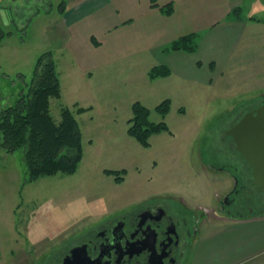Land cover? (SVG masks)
<instances>
[{"label": "rangeland", "instance_id": "1", "mask_svg": "<svg viewBox=\"0 0 264 264\" xmlns=\"http://www.w3.org/2000/svg\"><path fill=\"white\" fill-rule=\"evenodd\" d=\"M81 1L97 13L84 17L78 32L85 38L87 32L95 34L102 42L100 59L109 63L96 68L92 80L77 70L73 74L67 65L73 56L58 51L67 43L61 4ZM130 1L0 0V106L13 103L27 89L37 59L50 50L62 73V95L51 98L54 118L60 119L61 107L72 108L76 102L94 107L76 115L84 156L74 174L24 184L23 150L9 153L0 147V264H56L101 218L153 197L184 198L193 211H208L207 218H242L218 211L219 200L235 184L218 167L238 175L224 149L228 132L237 116L264 99V0H246L239 12L249 20L244 31L219 37L213 57L220 58L221 74L211 84L183 83L177 77L150 80L147 71L161 52L148 49L147 37L127 33L128 18H140L137 24H142L144 6V0ZM141 31L139 26L137 34ZM196 42L206 58L208 45L197 34ZM91 55L82 48L84 65ZM167 98L171 109L163 117L155 108ZM136 101L151 110V121H165L171 130L152 135L149 147L127 132ZM105 169H125L124 179L117 181ZM247 196L241 212L252 206L264 215V191ZM246 214L244 218L256 216ZM205 231L200 230L202 235Z\"/></svg>", "mask_w": 264, "mask_h": 264}, {"label": "crops", "instance_id": "2", "mask_svg": "<svg viewBox=\"0 0 264 264\" xmlns=\"http://www.w3.org/2000/svg\"><path fill=\"white\" fill-rule=\"evenodd\" d=\"M245 1L144 0L141 17L142 24H137L140 18L133 16L128 18L127 33L131 37L137 38L140 36L141 40L147 37L148 39L146 40L149 42L148 49H155L156 52H161L160 55L155 57V61L151 63L150 68L163 65L169 68L171 72L166 77L151 79L149 70L147 72L150 80L177 77L183 83L199 81L204 84H211L213 77L221 74L219 72L221 70L219 65L220 58L213 57V54L217 53L214 50L216 49L214 46L217 44L219 37L235 35L238 29L239 32L240 30L244 31L243 27L247 26L249 20L239 12L243 8ZM255 1L258 2L259 0ZM130 2L132 4L133 0ZM170 3L173 5V11L171 14H167L162 8ZM85 5V2L82 1L73 3L69 7L65 2L61 4L64 17L61 25L67 29V43L60 47L58 51H68L73 56L72 61H67L68 69L72 70L73 74L77 70V73L81 74L82 77H88L92 80L95 78V74L97 75L98 73L96 71L99 69L98 67L106 66L109 63L105 58L104 60L100 59L101 56L97 49L101 47L102 42L97 36L87 32L85 38L84 34L82 36L78 32V25L81 20L86 16L97 13L92 5ZM237 9L239 11L236 13L235 10ZM104 23L107 25L106 21ZM139 26L142 31L137 34ZM233 29L234 33L232 32ZM191 33H196L198 41L204 39L208 45L209 50L206 58L201 56L200 53L202 51L199 48L193 52L164 50L174 40ZM78 36L83 39H78ZM146 40L144 41L145 44ZM84 47L92 53L90 64L88 65H84L81 61L82 48ZM56 66L60 82L62 83V73L59 70L57 61ZM79 107L88 109L79 113L77 112ZM72 108H74L75 116L77 114H89L92 110L94 111L93 105L85 106L80 105L78 102L74 103ZM182 200L189 205L184 198ZM259 214L254 217H242L240 219L219 217L216 220L215 217L207 218L201 226L202 230L207 229V231L203 235L202 232L198 235L194 243V250L190 255L189 264H264V215L260 216ZM27 242L29 240H26L25 244ZM30 244L33 245V243ZM28 251L32 254L31 249Z\"/></svg>", "mask_w": 264, "mask_h": 264}, {"label": "trees", "instance_id": "3", "mask_svg": "<svg viewBox=\"0 0 264 264\" xmlns=\"http://www.w3.org/2000/svg\"><path fill=\"white\" fill-rule=\"evenodd\" d=\"M60 10H63L62 6ZM162 10L171 14L172 3L164 6ZM3 38L0 27V42ZM196 49V34L191 33L171 42L165 51L193 52ZM170 73L169 68L158 65L150 69L149 77H166ZM61 95L56 61L49 50L37 59L33 79L27 89L22 88L13 103L0 106V147L9 153L23 150L26 167L24 184L44 176L74 174L83 159V132L73 110L68 106L61 107L59 120L51 113V98H60ZM87 109L79 107L77 112ZM155 109L166 117L171 109V100H163ZM150 114L148 107L136 101L133 103V116L128 119V134L144 147L150 146L152 135L171 132L165 121H151ZM125 171L104 170L106 174L115 176L117 181L124 179Z\"/></svg>", "mask_w": 264, "mask_h": 264}, {"label": "flooded vegetation", "instance_id": "4", "mask_svg": "<svg viewBox=\"0 0 264 264\" xmlns=\"http://www.w3.org/2000/svg\"><path fill=\"white\" fill-rule=\"evenodd\" d=\"M263 105L264 99L249 105L231 127ZM229 135L224 149L230 164L239 173L235 175L225 166L218 167L235 179L232 189L219 200L218 211L242 217L248 215L246 213L257 215L252 206H248V212L240 210L247 193H259V190L252 183L251 168L238 151L234 136ZM207 212L193 211L183 200L174 197L147 199L132 209L115 211L110 217L101 218L56 264H61L75 247H80L75 264H189Z\"/></svg>", "mask_w": 264, "mask_h": 264}, {"label": "water", "instance_id": "5", "mask_svg": "<svg viewBox=\"0 0 264 264\" xmlns=\"http://www.w3.org/2000/svg\"><path fill=\"white\" fill-rule=\"evenodd\" d=\"M229 133L252 171V183L264 191V105L244 115ZM80 247L71 250L61 264H75Z\"/></svg>", "mask_w": 264, "mask_h": 264}]
</instances>
